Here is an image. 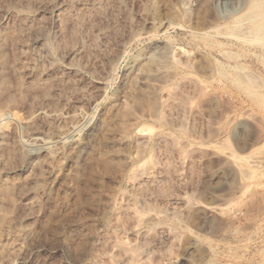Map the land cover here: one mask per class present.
<instances>
[{"label": "rangeland", "instance_id": "obj_1", "mask_svg": "<svg viewBox=\"0 0 264 264\" xmlns=\"http://www.w3.org/2000/svg\"><path fill=\"white\" fill-rule=\"evenodd\" d=\"M0 264H264V0H0Z\"/></svg>", "mask_w": 264, "mask_h": 264}]
</instances>
